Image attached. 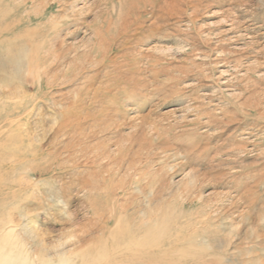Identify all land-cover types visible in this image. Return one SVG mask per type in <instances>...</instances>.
I'll list each match as a JSON object with an SVG mask.
<instances>
[{
  "label": "rangeland",
  "instance_id": "obj_1",
  "mask_svg": "<svg viewBox=\"0 0 264 264\" xmlns=\"http://www.w3.org/2000/svg\"><path fill=\"white\" fill-rule=\"evenodd\" d=\"M9 221L26 264H264V0H0Z\"/></svg>",
  "mask_w": 264,
  "mask_h": 264
},
{
  "label": "bare ground",
  "instance_id": "obj_2",
  "mask_svg": "<svg viewBox=\"0 0 264 264\" xmlns=\"http://www.w3.org/2000/svg\"><path fill=\"white\" fill-rule=\"evenodd\" d=\"M247 37V36H246ZM225 74V72H224ZM26 115V114H25ZM20 119V118H19ZM22 126V125H20ZM60 130V129H59ZM61 131V130H60ZM59 131L57 132V134ZM61 133V132H60ZM62 135V134H61ZM58 136V135H57ZM72 143L65 144V148L68 149L69 145ZM81 155V154H80ZM75 156V155H74ZM84 158V157H83ZM85 159V158H84ZM42 164V163H41ZM58 165L57 162H51L48 167H56ZM37 167V166H36ZM35 169V168H34ZM47 169V168H46ZM33 170V169H32ZM44 172V171H43ZM6 173V172H5ZM40 174V172H39ZM14 175V174H13ZM14 178V177H13ZM13 180V179H12ZM72 183V182H71ZM12 221H9L7 225L11 224V226H6V224L0 226V240L5 239L7 240L9 246V249L11 251L12 255L15 259H12L9 264H26V259H24V254L26 253L25 251V246H24V241L22 235L17 233L16 226H12ZM147 243V242H146ZM133 245V244H132ZM137 245V244H136ZM132 247V246H131ZM129 248V247H128ZM27 255V254H26ZM218 257V256H217ZM220 257V256H219ZM222 257V256H221ZM194 258V257H193ZM156 259V258H155ZM169 260V259H168ZM194 260V259H193ZM161 261V260H159ZM167 261V260H166ZM174 263V262H173ZM156 264V263H155Z\"/></svg>",
  "mask_w": 264,
  "mask_h": 264
}]
</instances>
